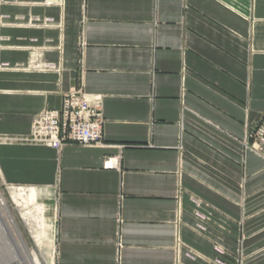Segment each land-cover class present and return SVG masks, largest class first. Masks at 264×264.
<instances>
[{
    "label": "crops",
    "instance_id": "1",
    "mask_svg": "<svg viewBox=\"0 0 264 264\" xmlns=\"http://www.w3.org/2000/svg\"><path fill=\"white\" fill-rule=\"evenodd\" d=\"M74 89L101 143L18 141ZM262 117L264 0H0V179L51 195L53 264H264Z\"/></svg>",
    "mask_w": 264,
    "mask_h": 264
},
{
    "label": "built area",
    "instance_id": "2",
    "mask_svg": "<svg viewBox=\"0 0 264 264\" xmlns=\"http://www.w3.org/2000/svg\"><path fill=\"white\" fill-rule=\"evenodd\" d=\"M102 124V117L95 106L81 89H74L64 95L59 110L45 109L39 113L33 120L30 134L18 141L50 147L56 151L66 143L99 144L102 142ZM249 138L254 140L253 150L256 153H264V117L258 127L249 134ZM118 166L117 157L107 158L103 163L104 169H116ZM213 250L217 256L224 255L218 247Z\"/></svg>",
    "mask_w": 264,
    "mask_h": 264
},
{
    "label": "rangeland",
    "instance_id": "3",
    "mask_svg": "<svg viewBox=\"0 0 264 264\" xmlns=\"http://www.w3.org/2000/svg\"><path fill=\"white\" fill-rule=\"evenodd\" d=\"M262 119L263 117L260 119L258 125ZM251 140L254 142L253 139ZM0 142L3 141L0 140ZM10 188L12 186H6L0 179V199L5 205L6 213L13 227L6 224L5 217L0 213V264H29V260L35 258L38 259L40 264H53L54 221L50 222L48 219L44 222L41 221V213L38 207L39 203H43L42 200H39V203H28L24 208L17 206L11 198L12 190ZM51 199L50 195L49 200ZM24 212H27V216L23 217ZM46 217L50 218L52 216L46 213ZM38 239L42 244L37 242ZM48 242L50 249L53 250V256L51 255L52 263H49L44 251L48 246ZM25 251L28 254V259L25 257Z\"/></svg>",
    "mask_w": 264,
    "mask_h": 264
},
{
    "label": "bare ground",
    "instance_id": "4",
    "mask_svg": "<svg viewBox=\"0 0 264 264\" xmlns=\"http://www.w3.org/2000/svg\"><path fill=\"white\" fill-rule=\"evenodd\" d=\"M44 191H46V190H44ZM44 191L37 190L36 188L35 189H29V190H26V189H17V190H15V189H13L11 198H12V200L15 202V204L17 206H19V207L22 206L24 208V206L27 205L28 203H31V202L32 203H35V202L39 203L38 202L39 200H43L44 198L49 199L50 194H48L47 192H44ZM38 209H39V211L41 213V221L42 222H44L46 219H48L50 222H52V220H53L52 217H50V218L46 217V213L49 212V209L47 208V206L45 204L39 203ZM0 213H1L2 216L5 217L6 224L8 226L12 227L10 219H9L7 213H6L5 205H4V203H3V201L1 199H0ZM24 216H27V212H24L23 217ZM37 242L41 243V241L39 239H38ZM47 245L49 247L47 246L45 248L46 250H44V251H45V254L47 255L46 256L47 260H49V263H52L51 255L53 253V250L50 249L49 242H48ZM24 253H25V257H27V259H28V254L26 253V251ZM29 264H40V262L38 261L37 258H35L33 260H29Z\"/></svg>",
    "mask_w": 264,
    "mask_h": 264
}]
</instances>
